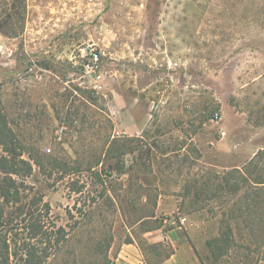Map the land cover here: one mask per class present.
I'll return each instance as SVG.
<instances>
[{
    "label": "rangeland",
    "instance_id": "rangeland-1",
    "mask_svg": "<svg viewBox=\"0 0 264 264\" xmlns=\"http://www.w3.org/2000/svg\"><path fill=\"white\" fill-rule=\"evenodd\" d=\"M10 3L0 0L9 126L60 162L114 165L113 138L121 151L102 192L92 177L82 192L68 178L53 186L46 159L26 178L74 226L66 262L159 264L172 248L145 234L185 222L206 241L190 240L193 264H264V0Z\"/></svg>",
    "mask_w": 264,
    "mask_h": 264
},
{
    "label": "trees",
    "instance_id": "trees-1",
    "mask_svg": "<svg viewBox=\"0 0 264 264\" xmlns=\"http://www.w3.org/2000/svg\"><path fill=\"white\" fill-rule=\"evenodd\" d=\"M18 1L24 0H11V8ZM76 108L75 113L79 110ZM10 123L7 113L0 110V264H48L56 257L60 263L68 264L65 254L69 251L64 253V249L74 226L67 229L59 224L41 189L27 183L26 178L32 174L33 165L43 167L46 159L48 178H52L53 186L58 180L68 178L70 189L82 192L90 184L87 179L92 177L91 182L100 184L102 192L108 185L107 177L111 172L121 170V151L114 146L118 140L111 139L104 149L110 159H115L114 165H103L99 156L88 161L60 162L54 155L42 157L47 154L35 146V141L31 147L24 145ZM36 149L42 152V156L34 155L32 151ZM85 174L88 176L84 180ZM260 183L263 182L254 184ZM90 201L95 204L94 197Z\"/></svg>",
    "mask_w": 264,
    "mask_h": 264
},
{
    "label": "crops",
    "instance_id": "crops-1",
    "mask_svg": "<svg viewBox=\"0 0 264 264\" xmlns=\"http://www.w3.org/2000/svg\"><path fill=\"white\" fill-rule=\"evenodd\" d=\"M145 238L148 244L159 243L163 241L164 238H166V243L170 248H172L170 255L159 264H193L192 256L195 257V260H197V258L195 249L190 240H193L192 242H199L201 244L203 241L204 246L206 242L205 238L201 236L194 225L185 222L181 226H177L168 230L165 234L161 233V231L158 229L151 234H145ZM130 245H133L134 249L138 253L137 247L134 244ZM128 258L129 257H127V259Z\"/></svg>",
    "mask_w": 264,
    "mask_h": 264
},
{
    "label": "built area",
    "instance_id": "built-area-1",
    "mask_svg": "<svg viewBox=\"0 0 264 264\" xmlns=\"http://www.w3.org/2000/svg\"><path fill=\"white\" fill-rule=\"evenodd\" d=\"M89 54H90V59L93 60L94 64L93 65H88V67H89V69L92 70V69L97 67V61H98V58H99L101 52L99 50H97V49L96 50L92 49ZM164 222L166 223L167 219H165Z\"/></svg>",
    "mask_w": 264,
    "mask_h": 264
}]
</instances>
